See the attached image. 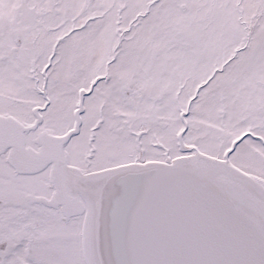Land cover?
<instances>
[{
  "label": "snow or ice",
  "instance_id": "1",
  "mask_svg": "<svg viewBox=\"0 0 264 264\" xmlns=\"http://www.w3.org/2000/svg\"><path fill=\"white\" fill-rule=\"evenodd\" d=\"M0 264H264V0H0Z\"/></svg>",
  "mask_w": 264,
  "mask_h": 264
}]
</instances>
